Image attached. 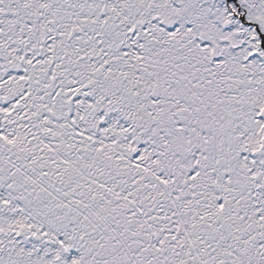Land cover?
<instances>
[{
  "label": "snow or ice",
  "instance_id": "1",
  "mask_svg": "<svg viewBox=\"0 0 264 264\" xmlns=\"http://www.w3.org/2000/svg\"><path fill=\"white\" fill-rule=\"evenodd\" d=\"M0 264H264V0H0Z\"/></svg>",
  "mask_w": 264,
  "mask_h": 264
}]
</instances>
